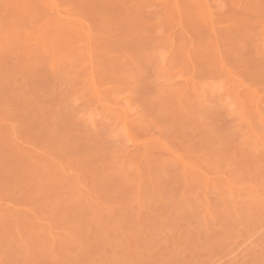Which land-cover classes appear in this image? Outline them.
I'll list each match as a JSON object with an SVG mask.
<instances>
[{
	"label": "rangeland",
	"instance_id": "1",
	"mask_svg": "<svg viewBox=\"0 0 264 264\" xmlns=\"http://www.w3.org/2000/svg\"><path fill=\"white\" fill-rule=\"evenodd\" d=\"M210 3L0 0V264H264V0Z\"/></svg>",
	"mask_w": 264,
	"mask_h": 264
},
{
	"label": "bare ground",
	"instance_id": "2",
	"mask_svg": "<svg viewBox=\"0 0 264 264\" xmlns=\"http://www.w3.org/2000/svg\"><path fill=\"white\" fill-rule=\"evenodd\" d=\"M208 2H209V5L211 6V0H207ZM180 2H181V0H180ZM186 5V4H185ZM185 5H182V3H181V6H183V7H181L180 9H178V11H180L179 13H180V17L179 18H181V20H180V22H179V24L180 23H182L180 26H181V30L183 31L187 26V22H186V24L184 23V21H183V18H182V16L184 17V15H185V12H182L184 9H185ZM184 14V15H183ZM209 15H210V20H211V23H212V27L215 29V28H217L218 27V25H217V21H216V17H214L213 15H215V13H214V11H213V9L212 10H210V12H209ZM184 19H185V17H184ZM186 20V19H185ZM185 25V26H184ZM182 26H184L183 28H182ZM188 28H189V30H190V27L188 26ZM188 28H186V29H188ZM186 29H185V32L183 31V33H184V35L185 34H187V33H189L188 31L186 32ZM181 31V32H182ZM191 32V31H190ZM183 33H180V35H183ZM193 33V32H192ZM218 34V33H217ZM189 35V34H188ZM189 36H191V35H189ZM194 57V56H193Z\"/></svg>",
	"mask_w": 264,
	"mask_h": 264
}]
</instances>
